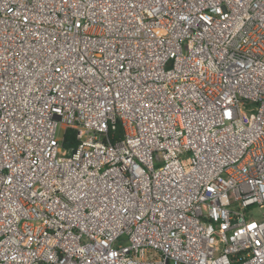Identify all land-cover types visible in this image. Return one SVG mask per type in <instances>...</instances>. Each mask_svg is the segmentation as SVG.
<instances>
[{"label": "built area", "instance_id": "2783aa9c", "mask_svg": "<svg viewBox=\"0 0 264 264\" xmlns=\"http://www.w3.org/2000/svg\"><path fill=\"white\" fill-rule=\"evenodd\" d=\"M0 264H264V0H0Z\"/></svg>", "mask_w": 264, "mask_h": 264}, {"label": "trees", "instance_id": "16d2710c", "mask_svg": "<svg viewBox=\"0 0 264 264\" xmlns=\"http://www.w3.org/2000/svg\"><path fill=\"white\" fill-rule=\"evenodd\" d=\"M109 140L112 144L118 142L122 137V128L118 123L114 131L109 133ZM63 147L64 148H74L77 146L76 132L73 129H66L63 135Z\"/></svg>", "mask_w": 264, "mask_h": 264}]
</instances>
